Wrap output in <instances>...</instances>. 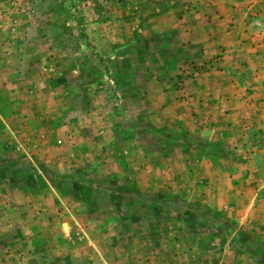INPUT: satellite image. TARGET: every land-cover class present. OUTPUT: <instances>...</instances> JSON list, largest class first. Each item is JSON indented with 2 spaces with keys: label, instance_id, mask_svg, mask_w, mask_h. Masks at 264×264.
<instances>
[{
  "label": "rangeland",
  "instance_id": "rangeland-1",
  "mask_svg": "<svg viewBox=\"0 0 264 264\" xmlns=\"http://www.w3.org/2000/svg\"><path fill=\"white\" fill-rule=\"evenodd\" d=\"M247 7L0 0V264H264Z\"/></svg>",
  "mask_w": 264,
  "mask_h": 264
},
{
  "label": "crops",
  "instance_id": "crops-1",
  "mask_svg": "<svg viewBox=\"0 0 264 264\" xmlns=\"http://www.w3.org/2000/svg\"><path fill=\"white\" fill-rule=\"evenodd\" d=\"M246 4L247 6H249L246 8L247 9L246 14L251 12L256 15L261 14L262 16L261 12L264 13V0H246ZM263 48H264V44H263Z\"/></svg>",
  "mask_w": 264,
  "mask_h": 264
}]
</instances>
